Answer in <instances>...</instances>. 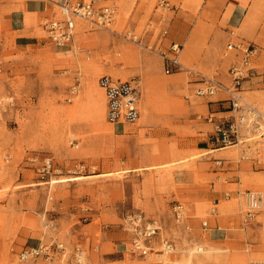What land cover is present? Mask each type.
Instances as JSON below:
<instances>
[{"label": "rangeland", "instance_id": "1", "mask_svg": "<svg viewBox=\"0 0 264 264\" xmlns=\"http://www.w3.org/2000/svg\"><path fill=\"white\" fill-rule=\"evenodd\" d=\"M13 1L24 0L1 2L0 17L6 13L3 5ZM114 3L118 10L109 29L78 23L64 47L54 46L43 31L50 9L26 15L33 38L28 43L18 44L21 33L0 30V264H264V202L237 241L210 237L209 229L242 220L245 190L264 192L262 142L253 139L211 152L195 146V116L205 113L200 106L207 100L195 90L203 86V76L227 83L218 75L228 62L220 47L225 39L217 40V15L195 8L191 35L174 40L183 47L182 66L167 74L160 53H169L170 35L158 37L167 24L148 19L132 24L131 12L120 0ZM164 15L171 19L174 14ZM129 34L139 37L142 46ZM59 48L68 52L64 63L56 59ZM105 73L139 79L136 123L106 121L97 84ZM243 95L258 102L256 95ZM258 108L264 113L262 104ZM141 126L150 135L149 145L139 143L144 140ZM214 158L224 159L223 166ZM228 163L239 168L226 174L240 176L241 185H228L239 195L216 206L201 191L215 178L225 180L220 170ZM180 169L195 172L197 187L174 182L173 172ZM212 170L218 173H206ZM68 177L79 179L63 180ZM176 201L186 206L189 233L172 221ZM134 211L161 224L160 235L174 243L171 253L142 257L129 251L131 235L124 224ZM52 242L65 248L53 260L17 257L25 246Z\"/></svg>", "mask_w": 264, "mask_h": 264}, {"label": "built area", "instance_id": "2", "mask_svg": "<svg viewBox=\"0 0 264 264\" xmlns=\"http://www.w3.org/2000/svg\"><path fill=\"white\" fill-rule=\"evenodd\" d=\"M4 1L0 0V3ZM53 5L56 8L50 7V14L45 15L41 25L47 39L57 47L67 46L72 41L78 23L84 24L89 29H109L118 10L115 3L100 4L96 0H65ZM157 5L162 9L171 7L167 0H158ZM166 34L167 29H162L158 37L163 38ZM129 36L127 38L142 46L139 37L134 34ZM226 48L233 50L238 56V59L234 60L228 68V84L203 76L201 80L203 86L195 90V95L208 97L223 92L231 113L223 120H217L211 114H197L196 118L212 126L213 142L217 148L235 146L253 139L264 144V113L248 103L241 95V81L251 75V58L256 54L257 48L252 42L237 39L234 30L229 32ZM181 50L182 46L179 43L170 41L167 48L169 53L166 54L164 51L160 53L165 73L169 74L181 68ZM97 84L103 91L105 118L108 123L134 124L137 122L141 113V91L138 78H115L105 73L97 78ZM220 161V159L217 160L218 164ZM243 198L245 209L242 220L243 223H249L264 202V192L247 189L243 193ZM171 215L176 227H181L184 232H191L192 226L188 222L189 217L184 203L176 201L171 207ZM200 226L205 229L207 221H201ZM161 227L159 222L146 218L142 212L130 213L124 224V228L131 235L129 251L142 257L148 254L164 257L171 253L174 250V243L170 238L160 235ZM156 241H158V248H155ZM64 249L62 242L25 246L17 253V257L20 261L36 257L53 260L55 254L63 253Z\"/></svg>", "mask_w": 264, "mask_h": 264}, {"label": "crops", "instance_id": "3", "mask_svg": "<svg viewBox=\"0 0 264 264\" xmlns=\"http://www.w3.org/2000/svg\"><path fill=\"white\" fill-rule=\"evenodd\" d=\"M64 1L65 0H24L20 2H9L3 5L6 13L0 17V30L3 32L14 31L21 33L22 35L18 37V44H24L25 42L28 43V41L33 40V38L28 35L29 31L25 26L26 15L43 13L47 9H50V7L53 6V3H61ZM96 1L100 4H112L116 0ZM120 1L121 7L123 9H128L135 19L132 21V24H134V21L138 22L144 19H148L149 23H166L168 28L166 36H168L169 33L171 39L167 40L168 43L176 39L183 40L191 35L188 34V29L189 25L195 20V8L201 7V10L198 12L199 14L202 12L203 8H205L209 12L210 16L214 17L217 15L219 23L217 40L221 41V39H225L224 45H222L223 43H220V47L224 46L222 57L228 62L226 72H218V75L224 78L227 81L226 84H228V68L234 60L238 59V56L235 55L236 53L233 50H227L226 48L229 32L230 30H234L237 39L252 42L257 48L256 54L251 58V75L241 81V95L243 98V93H248L252 96L256 95V98H259L258 102L257 100L248 102L245 98L244 99L257 108L259 104L264 106V0H174L178 3V5L172 4L169 0H167L171 5L169 9H162L158 7L157 4H154V0ZM199 2L200 4L198 5ZM158 9H160V13H158ZM167 12H173L174 15L171 19H168L164 15ZM54 53L56 54L55 56H57L56 59L58 58L60 63H64L66 61L64 53L68 52L59 48L55 49ZM162 64H164L163 60ZM113 77L117 78L118 76ZM98 100L100 101V96H98ZM200 107L205 113L199 114H211L217 120H223L231 113L229 110V103L226 100V95L222 92L208 96L205 104H202ZM196 116L195 119L197 120ZM197 124L198 136L194 138L196 149L211 152L234 147H215L213 142L212 126L204 120H197ZM137 129L142 131L144 137L143 141H139L137 139L139 143L149 145L150 143L147 142V136L150 135L146 133L147 128L141 126ZM218 159L221 160L220 164L217 162ZM213 160L219 166H223L225 162L222 158H214ZM253 162L254 165H256V161L254 160ZM235 170H239V168L232 169V164L228 163L227 169L220 171L226 175L234 172ZM206 173L216 174L218 173V170H212L211 172ZM195 176V172L188 169H180L173 172L174 182L184 186L197 187L195 184ZM224 179L225 180L222 181L220 178H215V180L209 183L210 187L208 190L201 191V194L203 193L204 197L216 206H218L220 202L229 201L233 196L239 195V190L229 191L228 185H241L240 176L234 174L226 175ZM228 219L233 221L231 218ZM245 226L246 225L243 223V220H241L238 224L234 223L233 226H216L213 229H209L210 237L214 241H237L240 233L245 232Z\"/></svg>", "mask_w": 264, "mask_h": 264}, {"label": "bare ground", "instance_id": "4", "mask_svg": "<svg viewBox=\"0 0 264 264\" xmlns=\"http://www.w3.org/2000/svg\"><path fill=\"white\" fill-rule=\"evenodd\" d=\"M113 77V76H112ZM76 179H79V177H68V178H64L63 180L64 181H71V180H76ZM52 181H58V179L56 180H52ZM263 206V204H262ZM199 250H201L199 247H197Z\"/></svg>", "mask_w": 264, "mask_h": 264}]
</instances>
